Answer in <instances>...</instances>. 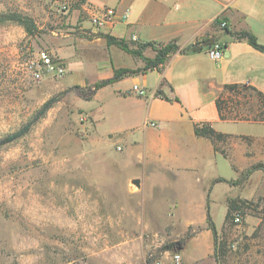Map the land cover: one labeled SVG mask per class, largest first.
I'll list each match as a JSON object with an SVG mask.
<instances>
[{
	"label": "rangeland",
	"instance_id": "1",
	"mask_svg": "<svg viewBox=\"0 0 264 264\" xmlns=\"http://www.w3.org/2000/svg\"><path fill=\"white\" fill-rule=\"evenodd\" d=\"M92 8L97 7L90 0H0V14H23L38 27L31 36L18 24H0V140L63 94L28 135L0 148V264L169 263L173 253L164 248L184 240L189 226L192 232L208 230L206 221L200 225L207 204L219 242L226 241L224 264H264V127L245 130L258 136L252 140L218 144L236 166L252 162L243 172L237 174L222 159L215 165L204 144L208 176L203 182L184 175L172 191L165 180L153 182L171 175H159L142 156V132L124 143L117 130L139 126L146 108L113 95V86L91 100L87 96L111 65L145 73V59L156 57L145 52H156L157 46L141 50L142 44L132 41L141 57L107 46L102 28L92 22ZM41 51L54 58L52 66H42ZM33 60L40 64L39 78ZM220 128L238 130L233 124ZM214 175L228 180L211 181ZM236 198L256 208L226 224L229 201ZM209 249V237L202 235L185 253L190 261L205 259Z\"/></svg>",
	"mask_w": 264,
	"mask_h": 264
},
{
	"label": "crops",
	"instance_id": "2",
	"mask_svg": "<svg viewBox=\"0 0 264 264\" xmlns=\"http://www.w3.org/2000/svg\"><path fill=\"white\" fill-rule=\"evenodd\" d=\"M90 2L96 7L116 8L120 12L128 13L126 22H119L114 27L100 30L104 34L125 39L130 44H133V38L136 37L137 44L152 43L158 47L176 41L179 46V51L172 54L159 69L132 75L110 85L113 86V95L134 100L147 110V115L139 126L117 130L124 143L131 141L130 135L142 132V156L150 164L157 166L159 175H171L154 178L152 181L158 183L165 180L169 191L180 186L179 182L184 175H191L203 182L208 176L206 157L201 152L204 144L210 146L215 165L222 159L237 174L250 166L251 161L236 166L232 163L231 155L224 151V147L216 152L209 139L195 135L194 125L209 123L217 132L228 135L229 140L236 138L252 140L258 136L251 135L245 130H252L254 126L264 127V123L223 121L219 117L216 105V100L226 85H247L264 94V52L256 50L245 40H234L227 31L216 25V20L224 17L230 31H249L256 36L258 43L264 46V0H113V3L106 0H90ZM214 42L222 44L225 49L224 57L218 62L212 61L207 54L208 48ZM197 48L200 50L195 52L194 49ZM145 55L154 58L156 52L148 49ZM118 67L123 68V65ZM104 72V78L113 77V65L106 67ZM150 77L154 78L153 83L148 82ZM134 86L144 88L147 96H138L133 92ZM105 88L99 90L95 98ZM158 90L162 92L160 97L157 96ZM150 122L155 126H151ZM222 124L236 125L238 130H222L220 128ZM244 157L250 158L247 155ZM183 159L189 160V164L182 161ZM218 177L224 178L214 175L210 180ZM205 187L203 207L206 212L208 193ZM213 191L210 195L211 205H214L215 200ZM205 221L206 213L200 225L203 226ZM202 235L209 237V252L205 259L190 261L185 250L190 242ZM180 253L182 264H205L206 261L215 264L211 234L206 229L189 239Z\"/></svg>",
	"mask_w": 264,
	"mask_h": 264
},
{
	"label": "trees",
	"instance_id": "3",
	"mask_svg": "<svg viewBox=\"0 0 264 264\" xmlns=\"http://www.w3.org/2000/svg\"><path fill=\"white\" fill-rule=\"evenodd\" d=\"M83 2L85 0H82ZM222 21H226L224 17L216 20V25L220 26ZM6 23H15L22 26L26 32L33 36L38 32V27L34 20L28 16H25L20 13H9V14H0V24ZM227 27L224 29L227 33L237 41H247L253 48L264 52V46L260 45L257 41L256 36L249 31H230ZM102 38L105 39L107 46L109 47H117L127 53L136 55L141 57L142 52L140 50H135L132 47L130 42L125 39L116 38L110 34H102ZM154 44H142L140 45V49L146 47H153ZM179 51V46L176 44V41H172L171 43L159 46L156 48L157 55L154 59H145L146 67L143 70L144 72L153 69H159L161 65H164L168 58ZM137 74L136 70L120 68L114 70V75L111 78L101 80L97 82L94 87L90 90L89 95L87 96V100H91L97 92L107 86L113 85L122 79ZM63 95V94H61ZM61 95L56 96L50 99L42 109L38 112V114L34 117V119L22 127L15 133L9 134L4 139L0 140V148L6 146L8 144L14 143L19 139L28 135L36 123L43 118L47 112L53 107L55 103H57L61 97ZM157 96H162V92L160 90L157 91ZM168 100V98L163 97ZM170 101V100H169ZM217 110L219 113V117L221 120H232V121H247L252 123H264V94L257 90L254 87L247 85H226L224 87L223 93L216 100ZM194 133L199 138L209 139L213 145L216 152L220 151L217 147L218 144H224L227 142L229 136L217 132L211 124L203 123V124H195L194 125ZM224 154V152H221ZM260 168L264 169L263 165H260ZM217 181H226L223 178L218 179ZM253 202H249L247 200H242L240 198L232 199L228 204V211L226 214L225 222L226 224L235 223L236 216H241L243 211L246 209H255ZM207 229L212 232L214 237V257L216 260V264H224L226 257V241L223 239L219 242V234L217 230V226L214 223L211 214L210 207L207 204ZM203 229L199 227L195 232H192V227L189 228L186 237L184 240L179 242H174L167 245L164 249L167 251H177L180 249L181 251L185 248V243L187 240L194 237L196 234L200 233ZM180 251V252H181ZM179 252V251H178Z\"/></svg>",
	"mask_w": 264,
	"mask_h": 264
},
{
	"label": "built area",
	"instance_id": "4",
	"mask_svg": "<svg viewBox=\"0 0 264 264\" xmlns=\"http://www.w3.org/2000/svg\"><path fill=\"white\" fill-rule=\"evenodd\" d=\"M90 16L92 18V22L95 26L99 28H111L114 27L119 22H126L128 19L127 12H120L116 8L110 7H97L92 8L90 11ZM221 29H226L228 27V23L226 21H222L220 25ZM134 41L137 40L136 37L133 38ZM208 57L214 61L218 62L224 57L225 49L222 44L214 42L207 51ZM38 60L41 62L42 66L50 67L53 65L54 58L47 53L46 51H41L38 53ZM38 61V63H39ZM36 61L33 60L32 62V72L35 74L37 78L40 77V64L36 65ZM133 91L140 97H146L147 91L144 88L139 86H134ZM151 126H155L154 123L150 122ZM235 221L238 223L241 221V216L237 215ZM173 254L170 255L169 263H165L163 261H156L154 264H182V256L181 253L178 251H173Z\"/></svg>",
	"mask_w": 264,
	"mask_h": 264
},
{
	"label": "water",
	"instance_id": "5",
	"mask_svg": "<svg viewBox=\"0 0 264 264\" xmlns=\"http://www.w3.org/2000/svg\"><path fill=\"white\" fill-rule=\"evenodd\" d=\"M199 50H200V48L194 49L195 52H197ZM135 184H139V182L138 181H135Z\"/></svg>",
	"mask_w": 264,
	"mask_h": 264
}]
</instances>
